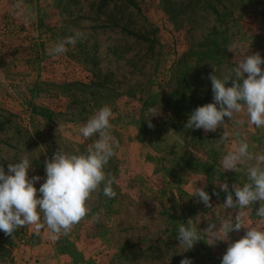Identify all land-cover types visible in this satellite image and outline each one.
Returning <instances> with one entry per match:
<instances>
[{
	"label": "rangeland",
	"instance_id": "1",
	"mask_svg": "<svg viewBox=\"0 0 264 264\" xmlns=\"http://www.w3.org/2000/svg\"><path fill=\"white\" fill-rule=\"evenodd\" d=\"M77 34L64 55L49 54ZM256 53L264 58V0H0L6 173L29 156L38 190L56 151L86 153L96 137L85 140L80 128L104 106L119 145L105 168L116 196H105L102 185L91 213L67 235L43 221L13 236L0 231V264H221L248 229L214 244L201 232L239 214L223 207L227 193L213 181L229 191L247 182L246 169L225 172L222 158L241 139L264 153V129L250 125L246 111L216 132L186 125L195 109L214 102L210 77L229 75ZM195 184H207L211 208L195 196ZM259 206L243 210L245 226L264 227ZM189 220L201 241L187 251L177 237Z\"/></svg>",
	"mask_w": 264,
	"mask_h": 264
},
{
	"label": "clouds",
	"instance_id": "2",
	"mask_svg": "<svg viewBox=\"0 0 264 264\" xmlns=\"http://www.w3.org/2000/svg\"><path fill=\"white\" fill-rule=\"evenodd\" d=\"M16 7L19 8L20 3ZM80 38L81 34L67 37L58 42L49 54L64 55L68 51L67 46L75 45ZM262 65L264 58L259 53L245 55L230 70L229 75L223 78L212 75L210 80L214 102L195 109L186 126L191 130L216 132L226 125V117L232 121L234 116L246 111L248 123L264 129ZM230 81L231 86H227ZM113 116L111 107L104 106L80 128L85 140L96 137L86 153L76 155L56 151L45 162L46 179L38 190L35 185L41 177L29 178V170L33 168L29 156L25 155L17 163H9L7 173L3 164H0V231L13 236L19 229L32 225L39 227L43 221L52 232L67 235L91 213L89 201L102 185L105 196L110 199L116 196L112 188L114 178L105 171L109 161L117 154L116 149L119 146L112 135ZM225 138L226 134L221 139ZM221 163L225 172L246 169L247 182L242 187L233 184L232 191H229L227 182L213 181L221 191L227 193L223 207L237 208L239 214L234 220L231 215L223 217L219 227L213 222L205 231H200L207 233L214 244L217 241H226L229 233L246 227V235L228 247L221 264H264V227L245 226L243 211H252L259 202L260 206L255 215L264 222V153L250 151L247 140L241 139L223 156ZM196 184L195 196L206 207L211 208V196L205 191L207 184L203 187H196ZM213 194L219 196L218 192ZM191 221H188L187 226L180 225L178 229L179 247H184L187 251L201 241L197 227ZM181 264H193V261L185 258L181 260Z\"/></svg>",
	"mask_w": 264,
	"mask_h": 264
},
{
	"label": "trees",
	"instance_id": "3",
	"mask_svg": "<svg viewBox=\"0 0 264 264\" xmlns=\"http://www.w3.org/2000/svg\"><path fill=\"white\" fill-rule=\"evenodd\" d=\"M191 0H189V2H190Z\"/></svg>",
	"mask_w": 264,
	"mask_h": 264
}]
</instances>
